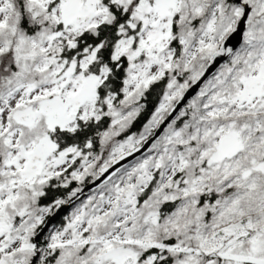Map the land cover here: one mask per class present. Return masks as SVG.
Masks as SVG:
<instances>
[{
  "label": "snow or ice",
  "instance_id": "snow-or-ice-1",
  "mask_svg": "<svg viewBox=\"0 0 264 264\" xmlns=\"http://www.w3.org/2000/svg\"><path fill=\"white\" fill-rule=\"evenodd\" d=\"M0 264H264V0H0Z\"/></svg>",
  "mask_w": 264,
  "mask_h": 264
}]
</instances>
